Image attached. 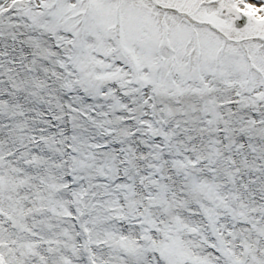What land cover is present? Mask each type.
Here are the masks:
<instances>
[{"label":"snow or ice","instance_id":"6c2138e0","mask_svg":"<svg viewBox=\"0 0 264 264\" xmlns=\"http://www.w3.org/2000/svg\"><path fill=\"white\" fill-rule=\"evenodd\" d=\"M0 264H264V0H0Z\"/></svg>","mask_w":264,"mask_h":264}]
</instances>
